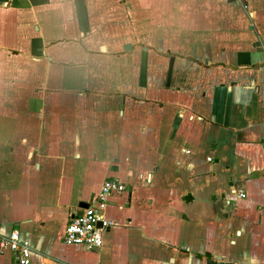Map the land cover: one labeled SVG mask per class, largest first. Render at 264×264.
Returning a JSON list of instances; mask_svg holds the SVG:
<instances>
[{
	"label": "crops",
	"instance_id": "obj_1",
	"mask_svg": "<svg viewBox=\"0 0 264 264\" xmlns=\"http://www.w3.org/2000/svg\"><path fill=\"white\" fill-rule=\"evenodd\" d=\"M107 179L102 248L67 245ZM13 231L31 264H264V0H0Z\"/></svg>",
	"mask_w": 264,
	"mask_h": 264
},
{
	"label": "built area",
	"instance_id": "obj_2",
	"mask_svg": "<svg viewBox=\"0 0 264 264\" xmlns=\"http://www.w3.org/2000/svg\"><path fill=\"white\" fill-rule=\"evenodd\" d=\"M245 0H240L244 2ZM126 185L117 179H107L99 194L94 198L88 208L81 215L74 216L68 224L64 242L70 246H85L96 250L104 244V234L108 232L114 223L108 220L104 213L112 196L123 194ZM240 199H245L247 194L242 190H232ZM10 249L15 256L14 264H31V246L26 241H21L17 231H13L8 237L0 238V253Z\"/></svg>",
	"mask_w": 264,
	"mask_h": 264
},
{
	"label": "water",
	"instance_id": "obj_3",
	"mask_svg": "<svg viewBox=\"0 0 264 264\" xmlns=\"http://www.w3.org/2000/svg\"><path fill=\"white\" fill-rule=\"evenodd\" d=\"M130 47L128 46L126 49H129ZM82 208H88L89 207V205L88 204H83L82 206H81Z\"/></svg>",
	"mask_w": 264,
	"mask_h": 264
}]
</instances>
